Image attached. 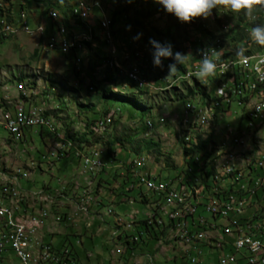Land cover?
<instances>
[{
  "label": "built area",
  "instance_id": "built-area-1",
  "mask_svg": "<svg viewBox=\"0 0 264 264\" xmlns=\"http://www.w3.org/2000/svg\"><path fill=\"white\" fill-rule=\"evenodd\" d=\"M67 2H75L81 7L82 13H89L87 21L95 23L97 35H102V45L108 47L115 64H118L121 54L119 42H116L118 24L114 25V36H107L106 23H111V16L104 12L101 3H97V0ZM85 2H92V9H85ZM13 6L12 1V9H5L0 0V36L17 31L26 34L35 30L44 32L46 50L61 47V55L73 62L72 70L76 74L89 75L90 72L83 71L80 57H74L73 46H69V35L75 28L68 18L65 4H61V10H54L52 6L44 8L41 14L30 18L33 26L27 24L30 11H26L23 5L17 9ZM93 9L97 10L96 14L92 12ZM5 16H12V25H5ZM42 16L48 18L49 23H45ZM98 25H105V33H98ZM215 42L210 46H215ZM95 51L97 48H93ZM130 53L131 60L126 73H132V68L142 66L141 58L136 57L135 52ZM215 54L223 56L224 51L215 49ZM136 77L145 87L149 85L144 81V76ZM234 84L237 93L224 95V114H230L229 107L234 102V95H249V102H235L242 107L253 106L260 100V94L264 91V65L250 66L249 75L238 76ZM217 95L214 101H217ZM214 110L207 115V122L201 124L221 126L218 119H213ZM34 112L38 110L7 114V122L1 126L4 130H11L14 145L26 141V129L35 128L38 133L42 130L43 145H51V152L33 151L31 154L30 151H22V162L37 163L34 175L23 174V179H10L0 174V202H12V209H0V264H156V258L149 255L148 251L145 253L140 250L152 241L156 242L154 250H161V256L166 261L172 260L174 264H264V195L258 192V185L264 182V157H255L253 161H245L244 157L242 177L235 182H223L221 188H214L212 179L205 178L202 171L204 160L200 158L194 159L198 160V168H195L192 176H182L180 171L171 176L169 173L168 176H161V169L165 167H148L144 160L131 158L119 177L128 190H137V193L134 197L123 193L118 197L115 189L121 184H98L99 173L104 169L99 167V160L105 159L107 151L88 152L71 145L56 134L51 126H44L43 121L31 123ZM111 112L114 119L121 114L118 109H112ZM187 117H196V109L185 111L182 118ZM262 117L264 111L259 112V123L247 121L245 129L238 127V141H227L230 143V153L224 157L227 166H231L230 158L235 157L238 143H249L254 131H264ZM102 124L103 116L93 122L100 131ZM70 156L78 162L79 168L73 170L60 184L59 178L53 175L54 163ZM113 158L110 162H113ZM9 164L14 167V162ZM135 170H143L142 180H135ZM43 173L59 183L58 186L50 184V193H44L50 195L54 209H44V203L37 200V193H43L41 182L37 179ZM147 182H154V190H147ZM65 183L70 186H63ZM75 184L83 185V193H75ZM79 194H86V201H79ZM184 197H191V207H183ZM135 202L143 203L145 210L123 212L129 218L125 220V226H118V221H112V212H116L113 205ZM219 214H227V222H220ZM120 218H123L121 214ZM68 219L83 221L84 229H73L76 236L83 230L95 236L101 235L105 230L103 224L110 226L112 230L108 240L111 246L107 248L108 255L98 260L86 251L83 257L74 247L52 243L53 235L68 234ZM95 222L96 230L92 231ZM143 225L159 227L161 232L156 238L146 236L141 229ZM207 233H214V243L206 242ZM124 234L133 235L134 244H126ZM168 251L173 253L172 257H169Z\"/></svg>",
  "mask_w": 264,
  "mask_h": 264
},
{
  "label": "rangeland",
  "instance_id": "rangeland-1",
  "mask_svg": "<svg viewBox=\"0 0 264 264\" xmlns=\"http://www.w3.org/2000/svg\"><path fill=\"white\" fill-rule=\"evenodd\" d=\"M2 1L5 9H12V1L14 9H17L19 5H23L26 11H30V17L27 16V24L33 26L30 18L41 14L40 12L48 7L47 4L49 0ZM136 1V4H126L121 0H97L98 3H101L104 12L107 15H110L112 10L117 7L122 8L123 10V15L120 17L118 23L116 42H119L121 48V58L126 54H131L130 52L132 51L141 54V63L145 68V73L141 66L139 67L142 71V76H144V81L149 85L145 87L143 83H139V86L143 87V92L134 95L137 102H139L144 109L137 108V106L129 101L109 100L107 103V105L110 106L109 115H112V109H118L121 113L118 116L121 117L115 119V123L104 133V135H100L99 131L94 126H91L90 128L93 133L88 136L89 139H91L89 146L93 149L100 148L106 150L107 146L111 150L114 149V151H119V153L116 154L114 162H110V158H107V156L104 155L105 159H103V161L105 166L103 171L99 173V176L106 180L108 184L112 185L115 182L121 184L124 187L123 194L125 193L127 196L132 197L136 196L137 190H128L124 181L119 177V174L124 172L126 165H129V159L139 158V156H144V154L148 152L150 156H148V167H165V170L161 169V176H166L168 173L170 174L169 176L175 174V171L178 170V168L172 169L171 167H179L184 163L180 137L177 136L181 135L180 129L182 127V130H187L185 129V126H181V122L184 119L182 116L185 111L195 108L197 112L200 109L206 108L210 104L213 109L218 106L217 103L215 104L214 99L217 93H220L217 91L220 89V86L208 83L207 93L198 94L194 97L190 96L186 89L187 87L194 88V79H197L195 71H199L201 62L199 56L201 47H197L199 42L201 41L203 44L211 45L213 42L220 40L221 47L225 53L240 51V54H245L251 48L256 47V44L251 40L249 43L247 42L248 44L245 41L236 42L232 40L231 36L236 31L234 22L239 17H233L232 14L227 13L224 10H220L219 12L213 10L212 16L208 19L197 18L191 23H181L174 15L166 13L162 6L154 3L153 0ZM85 4H92V2H85ZM52 9L57 10L55 8ZM92 12L96 14L97 10L93 9ZM68 15L71 16L70 10L68 11ZM241 16L244 17L243 24L246 25L249 36L252 28L250 25L257 20L258 15L253 14L251 18L245 17L244 15ZM70 19L75 27L73 17ZM44 22L49 23L48 18L44 17ZM5 25H12V16H5ZM93 26H95V23H93ZM128 26H131L130 30L128 29ZM167 30L175 37L171 44L164 41L167 40L165 35ZM138 34H140L139 38H135ZM41 37H43V40L42 44L39 46L38 41ZM150 40H155L162 47H171L173 56L163 58V60L168 59L174 61L177 52L190 54L187 62L183 65L185 71L187 70V76H184L177 71L174 76L169 78L171 70L165 69L163 64L155 63L154 56H151L155 53V48L153 47L154 51H152L150 48L152 45ZM45 45V33L37 32L36 30L31 31L28 34L22 31H17V33H11L0 37V105L4 104L9 107H14V109L11 108L10 110H6L4 107L0 109V139L2 140H10L11 138L10 133L1 127L5 126L3 121L7 118V114H11V112H13L12 114H15L16 109H19L22 106H24L25 110L30 106L47 109L45 114L54 119L55 127L58 126L57 121L59 122V129L62 131L61 135L64 136L66 135L64 132V122L70 126L73 131L82 133L84 131V118L88 117L89 119H96L99 117L97 111L100 110L102 105H100L101 102L95 95V92L98 90L95 91L90 85L92 84L91 81L96 83V81H101L103 78V71L106 68V65L103 63H105L111 53L108 52V47L102 45L101 42H98L91 47L90 51L88 50L89 48L86 47H81L82 49L77 48V56L74 57H80V63H82L83 69H85L86 66L96 65V61L99 62L98 65L102 63L101 66L96 67V70H94L92 74L90 73L88 75L86 73L80 75L74 73V70H72L73 62L69 61L67 57L61 55V47H54L46 50L44 48ZM98 45L100 46L98 47ZM36 47H39V52L36 56H33V50ZM93 48H97V51L95 52L97 54L96 57L98 58L91 62L92 57L95 59L93 54V56H91ZM85 54L86 61L84 62ZM118 69L121 75L118 77L119 79L116 77L115 85H117V87L111 86L112 90H118L119 86L124 85L126 81H130L128 78L129 73H126L128 69L127 63L126 66L121 65ZM113 72L114 76H116L115 71ZM48 74L52 75L50 81L46 79ZM126 74L127 78L125 77ZM215 75L217 76V74ZM59 80L63 81L67 85V88L62 87ZM44 82L46 83L44 84ZM88 85L89 91L87 90ZM16 89L20 90L16 91ZM98 89H100V87ZM123 90L126 91V93H129L130 88L129 86H125ZM23 91L28 95H31L30 98L25 100L26 97L21 95ZM186 95L189 98L184 99L183 97ZM21 96L23 98H21ZM4 97L5 102L2 101ZM18 99L22 102L18 101ZM77 102H91L92 105L96 106V110L94 107V110L87 109L84 111L83 108H80L77 105ZM244 108L245 106L242 107L235 102L229 107L230 114H224V111L222 112L219 108H216L213 113L216 114L217 118L214 116L213 119H218V124L222 127L218 126L220 128L218 135H213L215 142L209 143L207 147L201 148V151H195L191 155H201L205 151H209V145H212L211 151H216L222 144L223 139L220 138V135L232 134L234 131L237 132V130H239L238 127L245 129L248 120L246 118L241 120L242 110L244 112L243 115L245 114ZM52 109H57V111H55V114L57 115L52 112ZM49 112L51 114H49ZM188 119L192 120L193 117H188ZM147 121L152 122V127L147 125ZM201 123V118L197 119L194 124L195 130L191 129L193 133H191V137L195 141L203 140L207 138L209 132L212 133L211 129L206 126V124ZM90 128L87 131H90ZM262 130H264V126H262ZM25 134L27 138L23 144H13V146L11 145L10 147V145L8 146L7 144H3L2 141L0 142V146H2L3 149L8 148L7 151L12 153L10 159L11 162H14V166L26 164V162L21 161L22 151H30L31 154H33V151H50L51 145H43L37 129H26ZM65 137H67V135ZM187 142H192V139ZM171 146L173 147L172 149ZM137 151L141 153L138 154ZM157 151H161L162 156H160ZM242 151H253L255 157H258L257 154H263L264 131H254V136L248 147L242 149ZM34 164L37 167V163ZM182 165L180 167H182ZM76 168H79V165L72 156L68 159L56 160L54 163L53 175L55 178H59L60 184H62L63 179L66 180L73 170L77 171ZM30 172V175L35 174L33 171ZM209 176L213 181L214 177L212 171H209L206 174L207 178ZM55 178H50L48 174H44L37 180L38 182H41V189L43 190L45 185L47 187L46 192L50 193V184H53L54 186L59 185ZM135 180H137V178H135ZM65 185L70 186V184L67 183L63 184V186ZM76 192H83L82 184H75V193ZM259 193L262 194V192ZM113 206L116 211L115 214L118 215V217H120L121 214L123 221L129 219L124 216L123 212H130L134 209L140 212L145 210V205L140 202H135L133 204L116 203ZM45 207L53 209L48 205H45ZM141 217L142 215L140 218ZM112 221H115L114 215H112ZM219 221L222 222V219L219 218ZM82 223V219L80 221H78V219H68V228L66 229L68 234L53 235L51 237L52 243L65 244L74 247L77 253L81 254L83 257L85 256V252L89 251L94 258L98 260L105 258L109 251L107 248L111 246L108 240L112 230L111 227L103 224L105 230L101 235L96 234L94 237L88 236V233L81 236L73 235V229L79 231V228L81 229L83 226ZM52 228L54 229L55 226L53 227L52 225ZM62 228H64V226ZM91 230L95 231L96 225L91 227ZM155 244L156 242L152 241L147 247H143L140 250L145 253L148 251L147 253L149 255L156 258V264H174L172 260L166 261L161 256V250L159 253L154 250ZM167 253L169 257L173 256L171 251H168ZM106 264L108 263L106 262Z\"/></svg>",
  "mask_w": 264,
  "mask_h": 264
},
{
  "label": "bare ground",
  "instance_id": "bare-ground-1",
  "mask_svg": "<svg viewBox=\"0 0 264 264\" xmlns=\"http://www.w3.org/2000/svg\"><path fill=\"white\" fill-rule=\"evenodd\" d=\"M71 4H72V6L70 7L71 8L70 14L73 16L76 15L78 17V19L80 20V22L84 23V25H83L84 28H83V30L76 29L75 31H72L70 33V35H69V46H73V47L77 46L78 48L86 47V48H89L88 50L90 51L91 47H93L94 44H97L98 42L102 43V41H100L99 39H97V41H96L97 36H99L100 39L102 40V35H97V30L94 29V27L92 26V24H91L92 22L87 21V20H89V13H82L81 7H78V4H75V2H72ZM85 9H92V4H85ZM98 26L100 27V30H98V33H105V25H98ZM111 29L112 28L110 26V23H106V34H107V36H114L111 32L112 31ZM78 40H79V43H78ZM216 43L218 44L216 47L212 46L213 48L210 47L208 50H204V48L202 47L203 50L199 51L200 58L201 59L203 58L204 52H208L211 55V54L215 53V49H222L220 47L221 45L219 46L220 40H218ZM74 53H75V51H74ZM135 53H136V57L140 58L141 54L139 52H135ZM110 55L111 56H109V58L106 59L105 63L109 67L116 68L115 70H112L108 67L112 72L113 71L116 72V70H119L118 68H120L121 65L126 66V63L128 65L129 60H131L130 56L128 54H126L123 58L120 57V61L118 62V64H115L114 57L112 56V54H110ZM84 58H85V60H84V62H85L86 61V54H85ZM219 58H220V56H218V59L216 60L217 67H216L215 71L219 72L220 77L221 76L225 77L226 74H230L231 77L229 79L233 80L235 78L234 70L236 68H241L239 70L240 72L238 74L240 76V75H249L250 66L264 65V49L261 51L255 52L254 54L252 53L251 55H248V56H240L239 57L240 59L238 58L239 60H229V61H223V62L219 63L218 62ZM95 63H96V65H98L99 62L96 61ZM197 71L198 70H196L195 73ZM136 76H142V71H141L139 66L132 69V73H129V75H128V78L130 79L131 82L134 81L133 83L139 85V83L141 84L142 81L139 80L138 77H136ZM226 76H228V75H226ZM125 77L127 78V74ZM186 78H188V77H186ZM44 84H45V82H44ZM230 85H235L234 80L230 81ZM230 85L222 83L220 85V89H222V91L220 92L219 96L224 98V95H228ZM236 93H237V88H234L233 94H236ZM19 95H20V93H19ZM21 95H23V97H26V98H30V96H31V95H28L24 91H23V93H21ZM235 96L239 98V102H245L244 98H249V95H235ZM234 100L238 101V99H235V98H234ZM2 101L5 102V99H2ZM18 101L22 102L19 99H18ZM248 102H249V100H248ZM216 103L217 102L215 101V104ZM210 105L204 109L198 110L196 117H193L192 120H189L188 117L184 118L183 119L184 121L182 120L181 126H185V129H187V130H182L183 127L180 129V134H181L180 137L181 138L185 139L186 141H189L190 139H192V141H195L191 137L193 134L191 129L195 130L194 124L197 121V119H199V118H201L202 123H205V121L207 122V115L213 109ZM217 105H218V103H217ZM216 108H219V105L216 106ZM216 108H214V109H216ZM191 109H195V108H191ZM244 109H245L244 115H246L245 118L248 120L249 123H259V112L264 111V91L261 92L259 101H256L253 106H245ZM257 109H260L261 111H258ZM24 110H25V108H24V106H22L19 109H16L15 114H19ZM27 110L28 111H37L38 110V112H34L31 115V123H39V122L43 121L44 126H51L53 128L54 132L57 134L58 129L56 130L54 119L51 116H47L45 114V111L47 109H43V108H40L37 106L36 107L30 106ZM214 116H215V114L213 115V117ZM215 118H217V116H215ZM0 121H1V119H0ZM56 121H57V119H56ZM105 121L106 120L103 119L101 131L99 128L96 127V129L99 131L100 135H104V133L106 132ZM3 122L6 123L7 118ZM57 124H58L57 128H60L58 121H57ZM147 125L149 127H152V122L147 121ZM206 126H208L212 131V133L209 132L208 134H212L214 136L218 135L219 129H220L218 126H216L215 124H206ZM261 126H264V117L261 118ZM188 127H190V128H188ZM220 127H222V126H220ZM7 131L11 135V130H7ZM61 132L62 131H60V133H59V131H58V135L60 137H62L64 140H66V138H65L66 135L65 136L61 135L62 134ZM238 135H239V130H237V132L234 131V133H232V134L224 135L225 137H222L220 135V137H222L223 140H222V144L218 150L211 151L212 145H209L208 146L209 151H205L201 155L200 154L190 155V158L193 160L195 158H200L201 160H204L203 164H202V171H204V175H205L206 179H207L206 174L209 171H212L213 177H214V179H213L214 188H221V185H223V182H235L240 177H242L241 168L244 165V157H245V161H253L255 159V153H253V151H242V149L248 147L250 141H249V143H238V147L235 148V157L230 158V165L231 166L226 165V163L224 162V157H226V153H230V143L227 141H238ZM2 143L7 144L8 146L10 145V147H11V145L13 146L14 141L12 140V137H11L10 140H2ZM69 143L72 145L71 142H69ZM7 149L8 148L3 149L2 146H0V174H2L3 176H5L7 178H10V179H23V174L30 175L31 174L30 171H33L34 173H36L37 167H36V165L34 167L31 162H26V164H20V165L14 166V167L11 166L9 164V162H11L10 158H11L12 153H9L10 151H7ZM84 150H87L88 152H96V151H101L103 149H100V148L99 149H95V148L93 149L91 146H87L86 148H84ZM1 151H2V153H1ZM49 152H51V148H50ZM257 155H258V157H264V153L261 155H259V154H257ZM148 156H149V153H145L144 156H139V158H136V159L134 158V159L135 160H144L148 166ZM194 161L198 167V160H194ZM128 164H129V161H128ZM104 166H105V163H104L103 159H100L99 160V167H104ZM180 166H179V168H180ZM166 176H168V174ZM135 178H137V180H142L143 170H139L138 172L136 170ZM147 188H148V190H154V182H147ZM263 188H264V182H261L260 185H258V192H262ZM42 192L43 193H37V200H40L41 203H44V209H49V208H46L45 205H48L54 209V202H50V195H44V193H47L46 189H43ZM78 192H76V193H78ZM263 195H264V193H263ZM79 201H86V194H79ZM183 207H191V197H184L183 198ZM0 209H12V202H0ZM112 215H114L115 221H118V226H125V221H123L122 218L118 217V215H116L115 212H112ZM219 218L222 219V222H227V214H219ZM124 242H126V244H134L133 235H131V234L124 235ZM206 242L207 243H214V233H207L206 234Z\"/></svg>",
  "mask_w": 264,
  "mask_h": 264
},
{
  "label": "trees",
  "instance_id": "trees-1",
  "mask_svg": "<svg viewBox=\"0 0 264 264\" xmlns=\"http://www.w3.org/2000/svg\"><path fill=\"white\" fill-rule=\"evenodd\" d=\"M122 2H124V3H126V4H136L137 3V1L136 0H131V2H129V0H121ZM65 4V7H66V9L69 11L71 8V6H72V2H67V0H65V1H59V0H49L48 1V6H52V8H55V9H57V10H61V4ZM122 8H115V9H113L112 10V12L110 13V16H111V23H110V26H111V32H112V34L114 35V25H116V24H118L119 23V21H120V17H122ZM62 12L64 13V14H66V12L64 11V10H62ZM254 14H257L258 15V17H257V20L255 21V22H253L250 26L251 27H254L256 24H264V9H258ZM76 16V15H75ZM73 16V15H68V18L70 19V18H72L73 17V20L75 21V30L76 29H80V30H83V25H84V23H81L80 22V20L78 19V17L76 16ZM9 20V19H8ZM243 20H244V17L243 16H241V17H239L235 22H234V27H235V29H236V31L234 32V34L231 36V38H232V40H234V41H245L246 43L248 42L249 43V41H250V38H249V36H248V33H247V27H246V25L245 24H243ZM93 23L94 22H92L91 24H92V26H93ZM94 27V29H96L97 30V26L95 25V26H93ZM98 30H100V27L98 26ZM165 35H166V37H167V40H164V41H166L168 44H171V42H173L174 41V39H175V37H174V35H172L168 30H167V33H165ZM0 37H3V36H0ZM97 39H99L100 41H102L101 39H100V37L99 36H97L96 37V41H97ZM42 40H43V37H41L40 39H39V41H38V45L40 46L41 44H42ZM218 41V40H217ZM216 41V42H217ZM215 42V47L218 45L217 43ZM214 43V42H213ZM212 43V44H213ZM247 43V44H248ZM221 45V41H220V44H219V46ZM197 47H203L204 48V50H208L210 47L211 48H213L212 46H210L209 44L208 45H206V44H203L201 41L199 42V45L197 46ZM196 47V48H197ZM221 47V46H220ZM77 46H74L73 47V51H75V53H74V56H77L76 55V51H77ZM150 48L152 49V51H154V48H153V46L151 45L150 46ZM203 48L201 49V50H203ZM207 48V49H206ZM222 48V47H221ZM264 49V46H261V45H258V44H256V47L255 48H251L247 53H245V54H240V55H237V52L238 51H233V52H231V53H225V54H223V56L221 57L220 56V58H219V60H218V62L219 63H221V62H223V61H229V60H237L240 56H248V55H251L252 53H255V52H258V51H261V50H263ZM200 50V51H201ZM38 52H39V47H36L34 50H33V56H36L37 54H38ZM135 52V51H134ZM240 52V51H239ZM241 53V52H240ZM94 55V57H95V59L92 57V60H91V62L92 61H94V60H97V58L98 57H96L97 56V54H96V52H93L92 51V53H91V56H93ZM111 54V53H110ZM128 55H130L131 56V54H128ZM111 56V55H110ZM151 56H154V53L151 55ZM109 58V57H108ZM107 58V59H108ZM174 63H176V61L174 60V61H172V60H168V59H166V60H163V58H161V60H160V64H163V66L165 67V69H168V70H171L170 69V65L171 64H174ZM107 67L105 68V70L103 71L104 72V74H103V78L101 79V81H96V83L94 82V81H91L92 82V89H94L95 91H97V92H95V95L97 96V99L98 100H100V102H101V104L100 105H102V107H100V110L99 111H97V113L99 114V116H103V119H105L106 121H105V125H106V131L115 123V119L114 118H112V115H109V110H110V106L109 105H107V103L109 102V100H113V101H129V102H131L133 105H135V106H137V108H142V109H144V107L139 103V102H137V100L135 99V95L134 94H140V93H142L143 92V89H142V87L141 86H139V85H137V84H135V83H133V82H130V81H126V83L124 84V85H121V86H119L118 87V90H112V88H111V86H116L117 87V85H115L116 84V82H115V80H116V77L118 78L120 75H121V73H120V71L119 70H116V72H115V75L116 76H114V72H112L110 69H113V70H115L116 68H111V67H109L106 63H104ZM99 66H101V63H100V65H90V66H86V68L85 69H83V71H85V72H90L91 74L94 72V70H96V67H99ZM110 69H109V68ZM142 67V69L144 70V73H145V68H144V66L142 65L141 66ZM177 67H178V71L180 72V73H182L184 76L186 75L185 74V69H184V67H183V65L182 66H180V65H177ZM241 68H236L235 70H234V75H235V78L233 79V80H236L237 78H238V74H239V70H240ZM74 73H75V70H74ZM89 73V74H90ZM187 73V72H186ZM215 74H217V76L215 75V77L214 76H212V77H209V80H208V83L209 84H215V85H218V86H220L221 85V83H225V84H229L230 85V81H233V80H231V79H229L230 77H231V75L230 74H226V75H228V76H226L225 75V77L224 76H221L220 77V74H219V72H217V71H215ZM237 77V78H236ZM222 78V79H221ZM18 79H21V78H18ZM46 79L47 80H51L52 79V75L51 74H48L47 75V77H46ZM119 79V78H118ZM118 79H117V81H118ZM223 80V81H222ZM194 81H195V86H194V88H189V87H187L186 89H187V91H188V94L190 95V96H197L198 94H206L207 93V90H208V83L206 84V85H204V84H201L197 79H194ZM59 83L62 85V87H64V88H67V85L63 82V81H61V80H59ZM127 87V86H129V88H130V91H129V93H126V91H124L123 90V88L124 87ZM100 87V89H98ZM234 88H237V86L236 85H230L229 86V94H233V89ZM87 90L89 91V85H88V87H87ZM218 97H217V103H218V105H219V109L223 112L224 110H223V108H224V98L223 97H221V96H219V95H217ZM183 97V96H182ZM21 98H23L22 96H21ZM184 99H187V98H189L187 95L186 96H184L183 97ZM234 98L235 99H238V101L237 102H239V98L238 97H236L235 95H234ZM27 98H25V100H26ZM248 100H249V98H244V101L245 102H248ZM236 102V101H235ZM77 105L80 107V108H83L84 109V111H86L87 109L88 110H94L93 108L95 107V110H96V106H94V105H92L91 104V102H88V103H78L77 102ZM0 106H3V104H1ZM109 107V108H108ZM55 111H57V109H52V112H54V114H55ZM49 114H51L50 112H49ZM196 114H197V112H196ZM55 115H57V114H55ZM214 115V114H213ZM215 116H216V114H215ZM245 116L246 115H243V113H242V115H241V120H243V118H245ZM121 116H118V118H120ZM85 119V123H84V131L82 132V133H79L78 131H73L72 129H71V127L70 126H68L65 122L63 123V125H64V132L66 133V135H67V137H65L66 138V140L67 141H69V142H71L72 143V145H74V146H76V147H81V148H86L87 146H89V144L91 143V139H89V134H92L93 133V131L91 130V126H94L93 125V122H94V120L95 119H89L88 117H86V118H84ZM109 120V121H108ZM184 121V120H183ZM107 123V124H106ZM89 128H90V131H87V130H89ZM96 128V127H95ZM58 129V131H59V133H60V129L59 128H57L56 127V130ZM58 131H57V134H58ZM39 134V136H40V139H41V142L42 143H44V135H43V131L42 130H40V132L38 133ZM68 138V139H67ZM98 140V139H97ZM98 142V141H97ZM215 142V140H214V137H213V135L212 134H209V136L206 138V139H203V140H198V141H192V142H187L185 139H183L182 138V140L180 141V143H181V146H182V155H183V159H184V163H185V165H184V163H183V165L185 166V167H183L182 169H181V167L179 168V167H171L172 169H176V168H178V170H176L175 172L176 173H179V171H180V174L182 175V176H192V175H194L195 174V168H198L197 167V164L195 163V161L193 160V159H191L190 158V155L193 153V152H195V151H200L201 150V148H205V147H207V145L209 144V143H214ZM86 146V147H85ZM83 148V149H84ZM106 153H105V156H107V158L109 157L110 158V160H111V158H113V153L115 154V157H116V153L115 152H113L114 151V149H110V148H108L107 146H106ZM157 152H159V154H160V156H162V153H160L161 151H157ZM137 153L138 154H140L141 152H139V151H137ZM148 153V152H147ZM118 154V153H117ZM114 158H113V162H114ZM188 160H190V161H188ZM107 163V162H106ZM182 165V166H183ZM128 165H126V167H127ZM174 166V165H173ZM170 167V166H169ZM180 169V170H179ZM189 169H191L190 171H189ZM139 170H137V172H138ZM135 172H136V170H135ZM175 173V174H176ZM207 179H212L210 176L207 178ZM102 182H104V183H106L107 185H110V184H108L107 183V181L106 180H104L102 177H100L99 176V185H103V183ZM47 187L44 185V189H46ZM116 196H120V195H122V193H123V188H122V185H120V186H118L116 189ZM118 190H120V191H118ZM264 193V188H263V190H262V194ZM125 194V193H124ZM127 195V194H126ZM141 202H143V200L141 199ZM97 226V222H95V224L93 225V226ZM141 229H142V231L144 232V233H146V236H149V237H153V238H156L157 236H158V232H161L159 229V227H156V228H154L152 225H149V226H147V225H143V226H141ZM86 233H88L89 235L88 236H90V237H94V235L90 232H88L87 230H83L82 232H81V234H79L78 236H81V235H83V234H86ZM72 234L73 235H75L73 232H72ZM137 244V243H136ZM144 245V244H143ZM145 246V245H144Z\"/></svg>",
  "mask_w": 264,
  "mask_h": 264
},
{
  "label": "clouds",
  "instance_id": "clouds-1",
  "mask_svg": "<svg viewBox=\"0 0 264 264\" xmlns=\"http://www.w3.org/2000/svg\"><path fill=\"white\" fill-rule=\"evenodd\" d=\"M153 2L162 6L166 13L174 15L181 23H191L197 18L208 19L212 16L213 10H217L218 12L224 10L236 18L241 15L251 18L258 9H264V0H153ZM130 28L131 26H128L129 30ZM139 35L135 38H139ZM249 38L253 43L264 46V24H256L252 27ZM150 43L155 48V63L159 64L161 58L173 56L170 46L162 47L155 40H150ZM189 55L179 52L175 54L174 59L176 63L170 65L171 72L169 78L177 73V65L182 66L187 62ZM237 55H240L239 51ZM216 59H218V56L215 53L211 55L208 52L203 53L200 69L196 72V78L201 84L206 85L208 78L215 75L217 67ZM217 91L221 92L222 89H218ZM257 110L261 111L260 109Z\"/></svg>",
  "mask_w": 264,
  "mask_h": 264
},
{
  "label": "crops",
  "instance_id": "crops-1",
  "mask_svg": "<svg viewBox=\"0 0 264 264\" xmlns=\"http://www.w3.org/2000/svg\"><path fill=\"white\" fill-rule=\"evenodd\" d=\"M45 83H46V82H45ZM4 99H5V98H4ZM12 100H13V99H12ZM17 103H18V102H17ZM24 103H25V102H24ZM10 104H11V103H10ZM3 107L6 108V110H10L11 108L14 109V107H9V106H6V105H4V104H3V106L0 107V109L3 108ZM12 113H13V112H11V114H12ZM224 135H225V134H223V135H221V136H222V137H225ZM226 135H227V134H226ZM222 137H220V138H222ZM1 141H2V139H0V142H1ZM172 148H173V147L171 146V149H172ZM32 165L35 166L34 163H32ZM147 190H148V188H147ZM75 227H77V226H75ZM155 251H158L157 253L160 252V250H155Z\"/></svg>",
  "mask_w": 264,
  "mask_h": 264
}]
</instances>
